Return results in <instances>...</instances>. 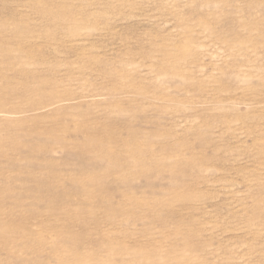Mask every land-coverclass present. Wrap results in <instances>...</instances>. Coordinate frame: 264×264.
<instances>
[{
    "label": "rangeland",
    "instance_id": "obj_1",
    "mask_svg": "<svg viewBox=\"0 0 264 264\" xmlns=\"http://www.w3.org/2000/svg\"><path fill=\"white\" fill-rule=\"evenodd\" d=\"M0 264H264V0H0Z\"/></svg>",
    "mask_w": 264,
    "mask_h": 264
}]
</instances>
